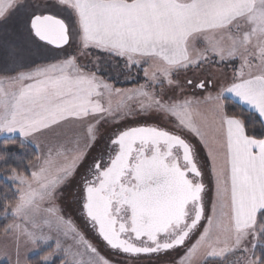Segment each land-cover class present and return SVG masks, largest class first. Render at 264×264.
<instances>
[{"label":"snow or ice","instance_id":"6c2138e0","mask_svg":"<svg viewBox=\"0 0 264 264\" xmlns=\"http://www.w3.org/2000/svg\"><path fill=\"white\" fill-rule=\"evenodd\" d=\"M0 135L15 264H264V0H0Z\"/></svg>","mask_w":264,"mask_h":264},{"label":"rangeland","instance_id":"374dc122","mask_svg":"<svg viewBox=\"0 0 264 264\" xmlns=\"http://www.w3.org/2000/svg\"><path fill=\"white\" fill-rule=\"evenodd\" d=\"M236 67H239V62L235 63ZM223 67V66H222ZM219 69L217 68H213L212 71H218ZM223 70L227 73V75L230 77L232 74V70H233V65H228L227 67H224ZM102 74H108V66H105V70L104 73ZM115 72H112V75H115ZM191 73L188 74L189 77H191ZM119 80L122 82L123 81V77H119ZM124 84L127 83H118L117 86H122ZM152 122V121H150ZM65 135H70L71 134V130H68L64 133ZM15 137H19L18 134H16ZM2 139H9V137L7 135H0V140ZM193 143L198 144V141L195 140V138H193ZM31 146V145H30ZM201 156L202 158H206L205 157V153L203 152L202 148H201ZM0 179H3L4 181L8 182L7 180H5L4 178L0 177ZM66 213L70 214L73 216L74 219H76L77 223L80 224L83 227V220L80 217L79 214V210L75 205H72L70 208L66 207ZM89 231V235H91L90 230ZM95 243H97L98 247L100 248V251L102 252V254H105L107 252V250L103 247V245L101 244V242L94 241ZM39 249H25L23 246H21V250H20V258L22 261L27 260L29 257L35 255L38 252ZM183 251V249H181V252ZM234 259V257H230L229 258ZM16 262V247H15V242L12 239L11 236H4L3 234L0 236V264H15Z\"/></svg>","mask_w":264,"mask_h":264},{"label":"trees","instance_id":"16d2710c","mask_svg":"<svg viewBox=\"0 0 264 264\" xmlns=\"http://www.w3.org/2000/svg\"><path fill=\"white\" fill-rule=\"evenodd\" d=\"M122 86L128 87L129 85L128 84H124ZM235 110L236 111H240L241 109L240 108H236ZM244 114H245V116L249 115L246 110H245ZM249 119L251 120V119H254V118L253 117H249ZM14 139L16 140L17 143L19 142V138L18 137H14ZM9 140H10V138L9 139H2V140H0V144H4L6 141H9ZM9 148L11 150L16 151L18 154L21 152V150L18 149L15 144L9 143ZM23 154L26 155V156H30L32 154V147L29 146L28 150L26 152H24ZM10 163H14V162L10 161ZM5 193H7L9 196H11V192L9 191V183L4 181L3 179H0V197H3V195ZM11 222H12L11 216H8L7 218H5L3 215H0V236L3 234L2 229H3L4 225H6L8 223H11ZM49 250L50 249H48L47 247H45L43 250L39 249L38 252L35 255H33V256H31V257H29L27 259L28 264H39L41 256L44 255L45 252H47ZM56 264H59V260L58 259L56 261Z\"/></svg>","mask_w":264,"mask_h":264},{"label":"crops","instance_id":"0c3cea01","mask_svg":"<svg viewBox=\"0 0 264 264\" xmlns=\"http://www.w3.org/2000/svg\"><path fill=\"white\" fill-rule=\"evenodd\" d=\"M36 59L38 62H43V58H41V57H36Z\"/></svg>","mask_w":264,"mask_h":264}]
</instances>
